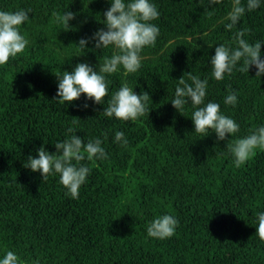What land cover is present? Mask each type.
Here are the masks:
<instances>
[{
    "label": "trees",
    "instance_id": "obj_1",
    "mask_svg": "<svg viewBox=\"0 0 264 264\" xmlns=\"http://www.w3.org/2000/svg\"><path fill=\"white\" fill-rule=\"evenodd\" d=\"M231 2L224 0L208 19L200 0H155L156 46L141 53L138 73L121 69L109 77L110 91L127 82L150 95L144 117L121 122L103 115L106 103L84 95L66 105L56 100V73L80 62L96 68L112 54L93 50L94 42L85 52L76 44L105 28L108 0H0V10H33L20 29L29 41L25 52L0 66V256L12 250L20 264H264V242L253 225L264 211V151L235 168L227 140L217 143L214 132L199 137L189 113L170 100L175 79L192 72L209 77L207 99L239 123L238 136L264 124V77L255 78V66L211 79L216 45L233 42V32L224 29ZM64 11L76 14L67 31L56 23L55 14ZM237 28L251 30L249 42L264 40V7L247 13ZM261 51L264 59V45ZM229 87L238 94L235 107L223 104ZM73 120L85 142L108 135L109 158L83 162L92 171L79 199L65 195L58 177L44 182L24 167L41 145L55 153L54 142L65 138ZM115 131L125 133L127 147L113 143ZM162 214L179 220L175 235L147 237V224Z\"/></svg>",
    "mask_w": 264,
    "mask_h": 264
},
{
    "label": "clouds",
    "instance_id": "obj_2",
    "mask_svg": "<svg viewBox=\"0 0 264 264\" xmlns=\"http://www.w3.org/2000/svg\"><path fill=\"white\" fill-rule=\"evenodd\" d=\"M110 7L103 13L105 28L95 31L90 37L81 38L78 48L85 52L90 42L94 49L109 50L111 55H104L102 63L94 68L91 64L77 63L71 71L56 73L58 77L56 100L66 105L84 95L86 101L94 104H107L102 112L109 119L121 122L137 121L148 112L150 95L147 92L137 93L135 87L122 82L121 86L110 91L112 81L109 77L120 73L125 75L138 73L142 68L141 53L145 48L155 47L160 28L154 23L160 17L155 0H108ZM205 6L208 19L218 11V6L224 0H200ZM87 6V4H86ZM264 7V0H232L230 11L224 22L225 31H232V43L218 44L215 54L210 58L211 79L223 81L235 72L249 73L255 66V78L264 77V59L262 45L264 40L249 42L245 37L250 29L237 28L247 13ZM32 8H19L15 11L0 10V66H5L10 59L15 60L22 55L29 44L28 39L21 34V26L31 22ZM56 15L57 25H62L65 31L70 29V21L75 19V13L67 11ZM236 29L235 31H233ZM171 104L181 114L188 115L194 125V133L203 138L212 132L216 134L217 143L227 140V151L235 168L245 166L258 151H264V124H260L244 136H238L239 123L221 110V104L207 99L209 93V77L201 78L188 72L185 76L175 79ZM31 86V85H30ZM108 97L105 101V97ZM238 94L229 87L228 94L223 98L225 106L235 107L238 104ZM90 105L84 104L85 108ZM78 120H73L65 131V138L54 142L55 153H50L44 145L35 149L37 155H29L24 167L32 172H39L46 182L50 176L58 177V183L65 189V195L71 199H79L80 189L86 184L92 169L87 161H104L109 154L103 146L108 139L107 133L100 137L87 140L78 136ZM229 134L231 139L228 140ZM113 143L128 146V139L123 131H115ZM256 226V236L264 242V211L256 213L253 223ZM179 220L172 214H162L154 217L147 224V237L156 240H166L176 233ZM0 264H20V257L12 250H7L0 256Z\"/></svg>",
    "mask_w": 264,
    "mask_h": 264
}]
</instances>
